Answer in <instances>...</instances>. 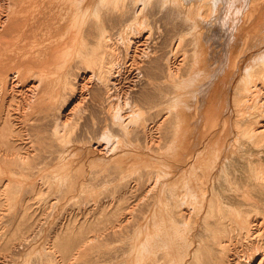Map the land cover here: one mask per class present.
I'll list each match as a JSON object with an SVG mask.
<instances>
[{"label":"bare ground","instance_id":"bare-ground-1","mask_svg":"<svg viewBox=\"0 0 264 264\" xmlns=\"http://www.w3.org/2000/svg\"><path fill=\"white\" fill-rule=\"evenodd\" d=\"M154 6L158 9L155 11H158L160 14H164V12L166 13L168 10L173 14L175 11L181 14L184 13L186 22L189 21V25L196 29L197 32L193 44L195 45L192 51L193 57L189 62V66L187 65L185 69L186 72H180L181 63L180 66L175 69H170V66H167L166 68L169 70V80L172 77L171 80L179 77L177 78L179 86L185 89L190 88L189 90H192L191 92L194 95L201 93L200 88L202 89L203 86H205V88L211 86V90L214 91L213 93L215 94V97L213 96L214 99L212 100L210 97L207 101L208 106L206 109H203L206 131H202L201 128L196 130L194 136H192L194 137L193 139L190 138L185 126V115L178 109L186 105V97L184 95L185 89L178 90L179 92L175 93L174 97L171 101L169 100L168 103V109L170 110L165 112L164 118L168 126L171 124V132L170 135L168 133L169 137L165 142V151L168 155V160L164 164L166 169L163 170V186H165L163 191L169 193L168 197L170 196L172 199L174 196L175 199L178 196L175 188H177L180 182V192L182 194L180 198L177 197L178 218H175V220L181 221L182 225H185L183 228L187 227L186 225L191 226V222L195 223L202 220V226L205 228L207 225H211V218L208 219L204 215L200 217L198 216L199 214L193 216L195 206L193 209L189 205L199 203L200 212L208 213L210 216L215 209L217 210L220 197L222 198L223 204L226 202L239 204L240 200V204L242 205L256 206L264 202V151H261V146H264V0H0V221L7 223L3 225L2 228H4L5 231L8 229L7 238H5L8 243L13 242L16 236H21L19 233H22L24 229H30L27 227L26 223L32 224L35 230L38 231L44 230L42 226L43 223H56L57 220H59L57 219L58 216L53 213H43L44 216L42 215V217L38 218L35 214L32 215L35 210H42L47 207H54L55 209L58 206L56 202L46 204L34 198L36 189L45 188L47 185H49L48 188H51L50 184H52L50 181L47 182L44 177L45 175H38L37 171L34 169L41 163H45L48 166L51 164V160L57 158L58 161L62 163V169L60 170L66 176V179L68 181L73 180V178H75L73 177L75 172L82 171L84 162L101 160L99 155L104 153L106 149V145L103 146L101 143L103 142L101 138L103 137L104 140L107 134L110 135V133L106 134V132L110 130L103 134H106L105 136H100V132L97 131V134L99 132V137L96 134L98 138L91 136H87L86 138L80 133L78 126H73V120H75L74 116L78 118V113L76 112L83 108V106L81 108L79 105L84 104V100H86L85 97V99L82 100L83 97L75 92V88L78 87V81L80 80L89 82L96 74V72L93 71L94 69L89 65L88 69L82 70L78 74V79H76L75 82L73 81L75 88H69L67 86L63 90L60 89L54 92L55 88L52 73L55 72L53 70L56 66L55 63L60 61L59 58L64 55L71 45V40L75 42L79 37H84V31L80 29L82 25L113 24L128 25V27L135 25L134 27L131 26L134 31V34H131L132 36L134 35V37H131L130 42L133 45L136 43L140 45L139 49L141 50L142 46H147V43L150 41V34L152 35L149 30L152 27L146 28V26L143 25H151L152 19L150 22V15L151 11H153L151 9ZM92 8L93 10H90ZM155 15L156 14H154V16ZM71 25H79L80 27L72 33ZM156 29H158V27ZM188 32L191 33L187 31L186 35ZM125 34L124 37H127ZM106 37L107 35H102V38H99L100 42L101 40H105L104 45H99V43H97L96 47L89 50L87 57L89 63L96 66V76L98 79L96 81L105 88L110 86L113 87L115 84L119 85L121 73V70H117L119 66L116 69L117 71L114 69L116 67L115 63L118 60H116L115 57L111 58L110 61L108 60V63H110L109 65L105 63V69L102 68L104 65L103 60L105 59L103 56L104 54H109V50L112 48V44L106 42ZM122 39L124 38H121V41ZM124 40L127 41V39ZM126 41L124 42L126 43ZM180 45L181 44H179V46ZM122 47L124 48V46ZM147 48L148 46L145 47L144 50L146 51ZM64 49L66 50L64 51ZM169 52V54H174L172 50ZM184 52H186V50ZM226 53L227 61L230 62V69L228 65L224 68L226 72L225 75L223 73L222 75L225 76V80L221 78L220 80L217 79V81H212L213 78L211 77L213 76L208 77L204 75V70L211 68L213 57H226ZM142 54H144V51H142ZM147 54H149V52ZM173 54L167 56L168 59L174 56ZM191 54L190 52V55ZM143 56H137V61H143ZM65 58H67V56ZM122 65L125 66V63ZM140 65L141 64L137 65L138 69L135 71L136 74L140 71ZM114 70L115 73L113 72ZM201 75L202 78L200 77ZM183 76L186 77L181 78ZM136 78L138 79L139 77L137 76ZM225 83L226 86H224ZM140 84L142 83L140 82ZM79 85L82 84L80 83ZM132 89L135 91L136 88ZM223 90L224 97H222L223 95L219 96L218 93ZM54 95L57 100H54ZM116 95L118 96V94H115V97H117ZM129 96H132V94ZM62 98L67 99L62 101ZM112 99L114 100V98ZM130 99L128 100L130 101ZM61 101L63 103L62 105L67 106L72 103V106L69 108L63 106L62 108ZM118 102L120 103L122 101L118 100ZM199 102L201 101L199 100ZM107 103L109 104L108 99ZM121 104L122 103H120V105ZM76 105H78L76 107L77 110L74 109ZM126 105H124L126 108H128V106L131 107V105ZM57 107L58 110H56L55 120H52L49 118L50 111L55 110ZM172 107L177 110L172 111ZM137 109L138 108H136V110ZM73 110L75 112H73ZM110 110L112 113L113 110ZM110 112L109 114H111ZM115 112L113 111V113ZM120 112H122V108ZM79 113H82V110ZM70 114L71 117L69 118ZM125 117H129L130 120L133 118L130 112L125 116L121 115L115 118L112 116L111 118H114L112 120L116 122L117 125L121 123L122 125H126L129 123V118L125 119ZM109 118L110 117H108V119ZM136 119L137 117L135 120ZM125 120L126 122L123 123L122 121ZM104 121L103 123H105ZM135 122L137 123V121ZM136 123L134 124L133 122L132 124L133 127L136 126L133 128V132L136 138L141 140L140 137L144 135L143 132L146 131L143 129L145 125L142 124V127H140L138 124L136 125ZM107 124L105 126H107ZM121 127L123 128L124 126ZM126 127L128 126L126 125L125 128ZM118 129V133L120 134L121 128L119 127ZM112 130L114 131V135L116 129L111 128V131ZM124 130L126 131V129ZM109 137L112 136L110 135ZM144 137L146 136L144 135ZM108 138H106L107 141L110 139ZM23 146L25 147L24 151ZM152 146H154V144ZM187 148L192 149L189 156L182 160V163H176L175 155L177 152ZM200 149L201 151H199ZM106 150L111 152L110 149ZM112 150H114V148ZM46 152H48V155ZM239 163L240 165H237ZM199 164H202V166H200L202 169H194L195 166ZM237 166H240V168L236 169ZM80 178H76V180ZM150 181L148 182L150 183ZM220 181H227L229 184L234 185L232 187L228 185L230 187L228 188V194L219 190L216 183ZM78 182L79 181H76V183ZM69 185L68 188H71L73 184ZM155 186L157 187L156 182L153 186L149 187V190H154ZM156 190L157 189H155L154 192H156ZM65 202L68 206L67 201ZM170 203L175 204V201ZM226 205H228V203H226ZM227 208L226 206L225 209ZM134 212L135 211H133V213ZM237 214L240 215L241 213L237 211ZM34 220H37L38 224H34ZM127 221L129 222V220L125 221L126 224H117L110 227V229H108L109 233L117 234L121 232L128 224ZM242 222L239 232L247 239V245L250 248L254 244V234L256 235V232L263 227L262 223L264 222V217H261L259 220L253 218V216L248 217L247 215V218H244ZM146 227L147 224H143V228L139 230L137 228L138 236L135 240L140 244V247L148 243L147 240L149 235L147 234ZM133 232L134 231H132L131 234ZM105 234L106 233H103V235ZM204 235L205 234H203V236ZM194 236L195 233L190 232L188 238L192 240ZM110 240H112V238ZM50 242L49 240L44 242V251L46 248H49L46 244ZM21 244L23 243H17V248L14 249V252L21 248ZM129 245L130 244H128V246ZM206 246L210 248L208 251L212 253L209 262L211 264H254L255 262L256 264H264V246L260 247L262 250L259 249L258 246H254L250 250L247 249L244 254L241 255L230 253L232 249L229 247L224 235L217 240L210 235V241L206 243ZM133 250L134 249H132V251ZM129 251L128 249L126 252L130 253ZM195 251L196 253L201 252L199 249L194 250V252ZM45 253L54 255L55 250L48 249ZM196 258L198 259V255H196ZM47 262H50L48 258Z\"/></svg>","mask_w":264,"mask_h":264},{"label":"rangeland","instance_id":"rangeland-1","mask_svg":"<svg viewBox=\"0 0 264 264\" xmlns=\"http://www.w3.org/2000/svg\"><path fill=\"white\" fill-rule=\"evenodd\" d=\"M156 8L157 7L154 6L152 7L151 10L153 11L158 10ZM90 10H93V8ZM153 11H151V15H150L151 17L150 22L152 19L153 23L151 22V25H143L146 26V28L152 27L151 29H149L150 33H152V35L150 34L151 42L149 41L150 43L149 42L147 43L148 48L146 51L144 50V48L147 47L146 45L142 46L143 50L142 49L140 50L139 49L140 45H138L137 43L133 45L130 42L131 37H134V35L132 36V34H134V31L133 28H131V26L134 27L135 25L129 26L131 29L128 27V25L127 26L113 25V24L85 25V26L82 25L81 27L79 25H74L76 27L71 25L72 33L75 32L74 30L80 27V29H83L82 31H84V35H83L84 37L83 38L79 37L78 39H76L75 42L71 40L70 42L71 45L67 50L64 49V51L66 50V52L62 57L59 58L60 61L55 63L56 66L53 69L55 72L52 73V77H53L52 79L55 88L54 92L55 91L57 92L60 89L63 90L67 86L69 88L71 87L75 88L74 82L76 81V79H78V74L82 70L88 69L89 65L92 69H94L93 71H95L97 74L96 66H93L92 63H89L87 59L88 53L91 48L96 47L97 43H99V45H104L105 40L103 41L101 40L100 42L99 38H102V35H107L106 38L108 41L106 40V42L111 43L113 49L111 48L109 50L110 52L109 54H104L103 57L105 59L103 60L104 65L102 66V68L103 69L106 68L105 63H107L106 65L110 64L108 63V60L110 61L111 58L115 57L116 60L118 59L117 62L115 63L116 67L114 69L116 70L117 67L119 66L117 70L118 71L121 70L120 72L122 74L119 72L120 84L119 85L115 84V86L113 87L112 86L106 87L107 88L106 89L104 86L99 84L98 81H96L98 80L96 74L89 80V82L87 81L85 82L81 80L78 81L79 84L81 83L82 85L78 84V87L75 88L76 89L75 92L77 94H80L81 97H83L82 100L86 98L87 102L86 100H84L85 101L84 104L79 105L81 106V108L83 106V108L80 109V111L78 110L79 112H81L82 110V113H79L78 111L76 112L78 113L77 114L78 118L74 116L75 120H73L74 121L73 126L76 127L78 126L80 133L84 135L86 138L87 136L97 137L99 132H100L99 134L100 136L101 135L105 136L107 133H110L112 137H109L110 135L107 134V136L109 135L108 137L110 139L106 136V138L109 139L108 141L104 137L107 142L105 141V139L103 140V137L100 138L101 141H103L101 142L102 145L103 146L106 145V149H110L111 152L105 149V152L99 155L101 160H92V162H84L82 171L75 172V175H73V177L75 178H73V180L70 181L66 179V176L60 170L62 169L61 166L62 163L59 162L57 158L51 160V164L48 166L45 163H41L34 169L37 171L38 175L41 176L45 175L44 177L46 178L47 182L50 181V183H52L50 184L51 188H48L49 185H47L45 186V188L36 189L34 192L35 193L34 198L39 199L42 203L45 202L46 204L56 202V205L58 206L55 209L54 207L53 208L47 207V208H43L42 210L40 209L35 210L32 213V215L35 214L36 217L38 218V217H42V215L44 216V214L53 213L58 216L57 219L59 220H57L56 223H49V224L43 223L42 226L44 230H38V231L35 230L32 224L26 223L27 227H29L30 229H26V230L24 229L22 233H19L21 234V236L19 235L16 236L13 242L11 243H8L5 240V238H7L6 236L8 233V229L7 231H5V229L2 228V226L7 223L0 221V241H1L0 264H5V263L6 264H10V263L11 264H58V263L59 264H120V263L121 264H186V263L211 264L209 262L211 260L212 253L208 251L210 248L206 246V243L210 241V235L216 240L219 239L222 235H224L225 239L227 240V243L229 244V247L232 249L230 253L241 255L244 254V252L247 249L250 250L254 246L255 247L258 246V248L262 250V248L260 247L264 246V237H263L264 222L262 223L263 225L262 229H259L256 232V235L254 234L255 245L253 244V246L250 248L247 245V239L240 234L239 228L242 226L243 219L247 218V215L248 217L253 216V218L255 219L257 218L259 220L261 217H264V202L263 203L261 202L256 206H245L240 204V200H239V204L226 202L228 203L229 205L228 206L226 205V203L223 204L222 198L220 197L219 204L217 205V210L215 209L210 216L208 213L200 212L199 203H193L189 205L193 209L195 206L194 211L192 210L193 216L199 214L198 216L200 217H203L204 215L208 219L211 218L212 221L211 225L210 226L207 225V227L205 228L202 226V222H201L202 220H199L198 222L195 223L191 222V226L186 225L187 226L185 227L186 229L183 228V226L185 225L184 224L182 225L181 221L179 222V220L177 219L175 220V218H178L177 200L182 196V194L180 192L181 189L180 182L178 183L177 188H175L178 194L177 196L178 198L176 197L174 199L173 196L171 199L170 196L168 197L169 193L163 191V188L165 187L163 186L164 185L163 170L166 169L164 164L168 160L167 159L168 155L166 154L165 151V146H166L165 142L166 139H168L171 132L170 129L171 124L169 126L168 124H166V119L164 118V116H165V112L170 110L168 109L169 100L171 101L175 93L179 92L178 90H184L185 88L179 86V81L177 79L179 77L176 78L177 81L175 78H174L175 80L174 79L171 80L173 78L172 76H171L172 78L169 80L170 78L168 77L169 70H167L166 67L170 66L169 67L170 69H175L178 68L181 63L180 72L181 73L186 72L185 69L187 65L189 66V62L193 57L192 51L194 50V46H195L193 44L197 32L196 29H194L191 25H189L190 22L188 21V19H187L188 22H186V16L184 13L181 14L176 11L175 12L172 11L174 12L173 14L171 13L170 10H168L166 12L167 14L164 12L165 14V18H164L163 13L160 14L158 13V11L155 12ZM154 14L156 15L154 16ZM175 15L176 16L179 15L178 16L179 19ZM159 25H161L162 28ZM157 27L158 29H156ZM160 28L162 29V33ZM185 29L186 32L190 31L191 33L188 32L189 35L188 33L186 35ZM157 32H159L160 34ZM124 34L128 38L124 37ZM119 35L120 36L122 35L123 37L122 36L120 37ZM128 35L131 36L129 37ZM116 37L119 39H117ZM121 38L127 39V41L122 39L123 41L122 42ZM181 38L183 41L181 40ZM124 41H126L127 44ZM129 43L132 45V47ZM179 44L181 45L179 46ZM122 46H124V48ZM128 46L130 47V49ZM125 50L126 51L128 50L129 52L128 51L126 52ZM171 50L172 52H174V54L171 53L174 56L169 57L168 59L167 56L171 55L169 54L170 53L169 51ZM185 50L186 52H184ZM142 51H144V54H142ZM146 52L147 53L149 52V54H147ZM190 52L192 53L191 55ZM115 53L118 55H116ZM140 55L142 56L144 55L142 57L144 59L143 61H141L142 63L137 61V58L140 57ZM66 56L67 58H65ZM225 56L226 57H221V58L213 57L211 68L208 70H204L203 74L208 77L213 76L211 77L213 78L212 81H217V79L220 80L221 78L225 80L224 75L226 71L224 70V68L225 66L228 65V68L230 69L229 67L230 62L227 61V53ZM124 63L125 66L122 65ZM138 64H141L140 71L138 74H136L135 71L138 69L137 68ZM115 70L113 71L114 73ZM222 73L224 75H222ZM136 75L139 77L138 78L139 80L136 78L137 77ZM185 77L186 76H183L181 78H185ZM200 77L202 78V75ZM140 82L142 84H140ZM224 86H226V83L224 84ZM132 88H136L135 91ZM211 88H212L211 86H208L207 88L203 86L202 89L200 88L201 93H198L196 95H194L191 92L192 90H189L190 88L185 89L184 95L186 97V101H185L186 105L184 107H179L178 109L182 114L185 115V126L188 130L191 139L194 138L192 136H194L196 130L201 128L202 131H206V126H204L205 115L203 114L204 112L203 109H206V107L208 106L207 101L209 100V98L211 97L213 100L214 99L213 96L215 97V94L213 93L214 91H212ZM115 94H118V96L117 95L116 96L119 99L115 97ZM131 94L132 96H129ZM124 95L126 96V98ZM218 95L219 96L223 95L222 97H224V90L219 92ZM129 97L132 99H130ZM53 98L54 100L56 99L55 95L53 96ZM112 98H114V100ZM66 99L67 98H62L61 100L63 101ZM107 99L109 104L107 103ZM128 99H130V101ZM110 100L112 101V103ZM118 100L122 101L120 102L122 103L121 105L118 102ZM123 100L126 102H124ZM199 100L201 102H199ZM62 101H61V107L63 108V106L66 105H62L63 104ZM124 103H126L127 105H131V107L128 106V108H126L124 106L126 104ZM113 105L118 109L114 108ZM71 106L72 103L67 105L66 108H69ZM77 106L78 105L75 106L74 108L75 110H77L76 108ZM59 107H60V103H59ZM119 108L120 110L122 108V112H120ZM124 108L125 110H127L132 114L133 120L132 119L131 120L134 122V124L136 123L135 121H137L136 125L138 124V126L140 127H142L141 126L142 124L145 125L143 126L144 127L143 129H145L146 131H144L143 134L146 137L142 135L140 137L141 140H138L136 138V135L133 132L134 131L133 128H135L136 126L133 127L132 125L133 122L129 118L130 115L128 117L129 119L125 117V119L129 120V121L127 120L129 123L126 124L128 126L126 128H125L126 126L125 124L122 125L121 123L117 125V123L112 120L116 116L119 117L121 115L123 116L127 115L128 112L125 111ZM136 108L138 109L136 110ZM110 109H112L114 112L117 109L116 111L117 113L116 112L113 113L112 111L113 113L112 115ZM56 110H58V107L55 110L50 111V116H49L50 119L55 120L54 118L57 112ZM94 110H96L97 112ZM171 110L176 111L177 109L172 107ZM73 112L75 111L73 110ZM109 112L111 114H109ZM112 116L114 118H111ZM70 117L71 114L69 115V118ZM108 117H110L109 119L111 121L108 119ZM136 117L137 119L135 120ZM103 121L105 123H103ZM122 122L124 123L126 122V120ZM106 124L107 126H105ZM121 126L124 127L122 128ZM119 127L121 128L120 134L118 133ZM111 128L117 130V132L115 130L114 135H113L114 131L113 130L111 131ZM84 129H86L89 134ZM124 129H126V131ZM108 130L110 131L106 132ZM97 131H99L98 134L96 133ZM105 132L106 134L103 135ZM108 142L110 143V146L114 148V150H112L113 148L109 146ZM151 143L152 145L154 144V146H152ZM24 149L25 147L23 146V151ZM191 150L192 149L187 148L178 151L177 154L175 155V162L182 163V160H184L186 157L189 156ZM199 151H201V149ZM261 151H264V146H261ZM46 154L48 155V152H46ZM237 165H240V163ZM200 166H202V164L196 165L194 169L196 170L202 169ZM237 168H240V166H237L236 169ZM76 178H80V179L76 180ZM149 179L152 181H150ZM76 181L79 182L76 183ZM148 181H150V183ZM155 182L157 187L155 186L154 190L153 189L149 190L150 189L149 187L153 186ZM69 184H73L71 187L72 189L68 188V186H70ZM216 184L218 185L219 190L227 194L229 190L228 188L234 186L232 184H229L227 181L225 182L220 181ZM155 189H157L156 192H154ZM142 199L144 200V202ZM65 201H67L68 206ZM174 201L175 204L170 203ZM226 206L228 207L227 209H225ZM133 211L135 212L133 213ZM237 211H239L241 214L238 215ZM126 220H129V222L127 221L128 224L125 226V228L122 229L121 232L117 234L109 233L108 229H110V227L117 224L118 225H123L124 223L126 224L125 222ZM33 223L38 224L37 220H34ZM143 224H147L146 228H147V234L149 236L147 240L148 241L147 245L140 247V244L136 242L135 238L137 239L138 236L137 228L138 230L140 228H143ZM130 231L131 232L134 231V232L131 234ZM190 232L195 233V236L192 240L188 238ZM103 233L106 234L103 235ZM203 234L205 235L203 236ZM111 238L112 240H110ZM46 240L47 241L49 240L51 242L49 244H46L49 248H46L44 251L43 244ZM19 242H22L23 244H21V248L18 249V251L14 252V249L17 248V243ZM128 244L130 245L128 246ZM146 248H147V253H146ZM48 249L51 250L54 249L55 250L54 255L45 253L46 250ZM128 249L130 250L129 252L131 254L126 252ZM132 249L134 250L132 251ZM196 249H199L201 252L198 253H196V251L194 252V250ZM196 255H198V259L196 258ZM47 258L50 260L49 263L47 262ZM254 264H256V262Z\"/></svg>","mask_w":264,"mask_h":264}]
</instances>
